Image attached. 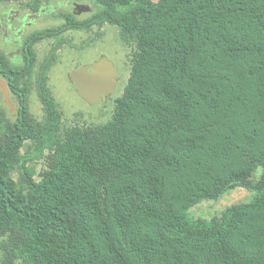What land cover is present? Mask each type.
Here are the masks:
<instances>
[{"label":"trees","instance_id":"trees-1","mask_svg":"<svg viewBox=\"0 0 264 264\" xmlns=\"http://www.w3.org/2000/svg\"><path fill=\"white\" fill-rule=\"evenodd\" d=\"M79 1L46 31L41 118L26 95L0 109V264H264V0ZM105 24L127 79L107 121L68 118L48 85L63 32Z\"/></svg>","mask_w":264,"mask_h":264},{"label":"flooded vegetation","instance_id":"flooded-vegetation-1","mask_svg":"<svg viewBox=\"0 0 264 264\" xmlns=\"http://www.w3.org/2000/svg\"><path fill=\"white\" fill-rule=\"evenodd\" d=\"M91 11L90 4L79 0H0V109L7 115H15L19 105L17 96L26 95L29 107L33 93L39 100L33 80L47 65L52 38L47 37L46 31L61 25L66 14L82 19L81 13L89 15ZM68 31L85 30H65L63 34L71 40ZM90 41L76 45L71 40L73 46L63 44L56 52L57 60L59 50L65 45L85 49L91 45ZM57 60L48 72V85ZM72 64L67 66V78L73 87L69 74L78 63ZM6 90L8 101L5 100ZM40 110L42 115V107Z\"/></svg>","mask_w":264,"mask_h":264},{"label":"rangeland","instance_id":"rangeland-1","mask_svg":"<svg viewBox=\"0 0 264 264\" xmlns=\"http://www.w3.org/2000/svg\"><path fill=\"white\" fill-rule=\"evenodd\" d=\"M87 16V13H81L79 17L84 18ZM99 29L100 35L99 37L96 36L95 40L91 39L92 32L90 31H68L67 35L76 45L89 42V40H91V45H87L85 49H72L65 45L59 50L57 64L50 73L49 87L68 118L74 114H81L82 120L88 122H104L110 118V111L112 109V100L109 99V96L105 100L90 104L78 95L67 78V66L69 64H74V62L78 64L92 63L99 59L100 56H106L113 62L119 72L118 83L113 96L120 93L127 79L129 71L128 50L117 40L116 29L111 25L105 24ZM44 46L46 47L45 44ZM40 105L36 94L33 93L31 96L30 110L37 119L41 118ZM9 116L13 118L14 114H9ZM33 164L38 170L43 165L41 161H36ZM249 194L245 189H236L218 201H204L196 205L192 208V214L195 216L211 217L231 203L247 200Z\"/></svg>","mask_w":264,"mask_h":264},{"label":"water","instance_id":"water-1","mask_svg":"<svg viewBox=\"0 0 264 264\" xmlns=\"http://www.w3.org/2000/svg\"><path fill=\"white\" fill-rule=\"evenodd\" d=\"M118 75L117 67L103 55L90 64H76L70 71L69 78L78 95L94 104L114 93ZM5 100L8 101L7 90Z\"/></svg>","mask_w":264,"mask_h":264}]
</instances>
